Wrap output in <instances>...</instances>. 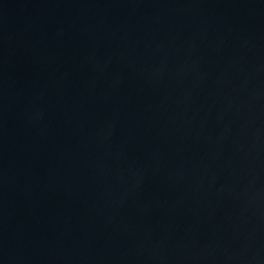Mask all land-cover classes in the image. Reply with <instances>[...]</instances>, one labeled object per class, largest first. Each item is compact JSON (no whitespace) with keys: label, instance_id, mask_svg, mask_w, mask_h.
I'll return each instance as SVG.
<instances>
[{"label":"water","instance_id":"1","mask_svg":"<svg viewBox=\"0 0 264 264\" xmlns=\"http://www.w3.org/2000/svg\"><path fill=\"white\" fill-rule=\"evenodd\" d=\"M0 264H264V0H0Z\"/></svg>","mask_w":264,"mask_h":264}]
</instances>
